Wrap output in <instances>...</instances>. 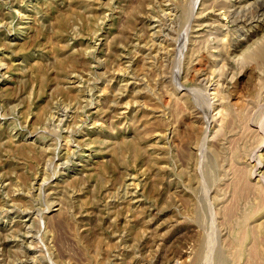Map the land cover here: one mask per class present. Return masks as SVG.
Here are the masks:
<instances>
[{"label":"rangeland","instance_id":"1","mask_svg":"<svg viewBox=\"0 0 264 264\" xmlns=\"http://www.w3.org/2000/svg\"><path fill=\"white\" fill-rule=\"evenodd\" d=\"M262 10L0 0V264H264Z\"/></svg>","mask_w":264,"mask_h":264},{"label":"bare ground","instance_id":"2","mask_svg":"<svg viewBox=\"0 0 264 264\" xmlns=\"http://www.w3.org/2000/svg\"><path fill=\"white\" fill-rule=\"evenodd\" d=\"M259 6L261 7V5H260V3H259ZM258 6V7H259ZM263 9V8H262ZM262 11H264V10H262ZM263 13V12H262ZM264 14V13H263ZM167 15H169V14H167ZM173 15V14H172ZM264 16V15H263ZM248 19V18H247ZM214 94V93H213ZM59 122H60V120H59ZM135 186V185H134Z\"/></svg>","mask_w":264,"mask_h":264}]
</instances>
